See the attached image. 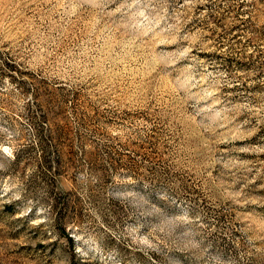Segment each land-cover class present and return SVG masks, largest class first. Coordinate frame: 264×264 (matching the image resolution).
Instances as JSON below:
<instances>
[{"label": "rangeland", "instance_id": "obj_1", "mask_svg": "<svg viewBox=\"0 0 264 264\" xmlns=\"http://www.w3.org/2000/svg\"><path fill=\"white\" fill-rule=\"evenodd\" d=\"M0 264H264V0H0Z\"/></svg>", "mask_w": 264, "mask_h": 264}, {"label": "trees", "instance_id": "obj_2", "mask_svg": "<svg viewBox=\"0 0 264 264\" xmlns=\"http://www.w3.org/2000/svg\"><path fill=\"white\" fill-rule=\"evenodd\" d=\"M71 240V239H70Z\"/></svg>", "mask_w": 264, "mask_h": 264}]
</instances>
